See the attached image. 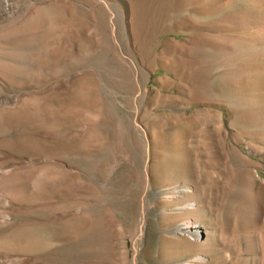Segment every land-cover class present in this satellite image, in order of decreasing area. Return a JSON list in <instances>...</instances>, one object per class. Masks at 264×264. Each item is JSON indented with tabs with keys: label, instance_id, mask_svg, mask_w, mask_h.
<instances>
[{
	"label": "rangeland",
	"instance_id": "obj_1",
	"mask_svg": "<svg viewBox=\"0 0 264 264\" xmlns=\"http://www.w3.org/2000/svg\"><path fill=\"white\" fill-rule=\"evenodd\" d=\"M135 254L264 264V0H0V264Z\"/></svg>",
	"mask_w": 264,
	"mask_h": 264
},
{
	"label": "bare ground",
	"instance_id": "obj_2",
	"mask_svg": "<svg viewBox=\"0 0 264 264\" xmlns=\"http://www.w3.org/2000/svg\"><path fill=\"white\" fill-rule=\"evenodd\" d=\"M174 195L172 196L173 198L178 197V195H182L185 194L186 195H191L193 193V190L191 189V187L187 186V185H181L179 187L174 188ZM179 199V198H178ZM197 203L196 201H192L183 205H179L178 209L181 211H185L188 209H196L197 208ZM145 219L142 221L141 227H140V233H144L145 232ZM176 231H178L179 233H181L182 235H186L188 237H190L195 243H201L203 241L202 239V235L205 233V225L202 224V222L197 221L193 218H188L185 220H182V222H180L178 224V226L176 227ZM135 248L137 251V247H138V241L136 240V244H135ZM194 261H203L205 260V256L204 255H196L194 258ZM134 264H139L138 262V257L135 254L134 256Z\"/></svg>",
	"mask_w": 264,
	"mask_h": 264
}]
</instances>
